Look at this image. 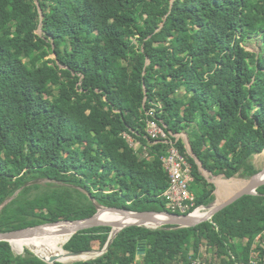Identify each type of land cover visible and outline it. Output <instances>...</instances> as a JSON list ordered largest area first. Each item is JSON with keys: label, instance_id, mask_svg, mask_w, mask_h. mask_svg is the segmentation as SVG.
Listing matches in <instances>:
<instances>
[{"label": "trees", "instance_id": "trees-1", "mask_svg": "<svg viewBox=\"0 0 264 264\" xmlns=\"http://www.w3.org/2000/svg\"><path fill=\"white\" fill-rule=\"evenodd\" d=\"M256 36L259 52L245 47ZM149 120L190 164L192 210L215 200L199 162L227 178L260 170L264 0H0V232L87 218L98 205L170 211L168 144L151 138ZM111 230L65 244L84 252L99 240L101 255L54 264H135L134 250L142 264L165 263L201 256L208 241L220 261L246 260L264 231V184L195 226L132 225L106 247ZM12 246L0 241V264H50Z\"/></svg>", "mask_w": 264, "mask_h": 264}, {"label": "water", "instance_id": "water-1", "mask_svg": "<svg viewBox=\"0 0 264 264\" xmlns=\"http://www.w3.org/2000/svg\"><path fill=\"white\" fill-rule=\"evenodd\" d=\"M187 146L189 148V151L191 152L188 142H187ZM197 161L199 162L198 159ZM199 164L201 166L200 162ZM263 176H264V168L260 169L256 174L252 175L248 179L247 183L242 188H240L238 191H236L233 195H231L228 199H226L225 201L221 203L216 204L215 206H210L211 208L207 211V214L201 218L193 217L192 214H179V213H173L170 211H162V212L130 211V210L121 209L117 207H108V206L98 205V211L90 217L83 218V219H74V220H60L57 222H49V223L39 224V225L32 226V227L16 229L12 231L0 232V241L10 242V240L13 238L32 235L36 233L38 228L42 227L43 225H46V224L52 225V224L59 223V222L73 223V228L76 230L73 233V235L80 230H84V229L91 228L94 226L109 225L114 228L115 226L119 225L120 226L119 229L110 236L108 243L106 244V247L109 246V244L112 241V238L114 237L116 233L132 225L147 226V227H152V228L162 227L166 225H173V226H179V227L195 226L204 221L210 220L217 212H219L226 206L232 204L240 197L244 195H248V194H256L257 188L260 185L264 184V181L262 180ZM100 209L108 210L113 213H118L122 215L124 218H132L134 220L128 223H124V224L121 223V221L99 222L98 218H99ZM151 213L163 214L164 216L168 217V219L159 220V219L153 218L152 216H150ZM79 253L80 252H73L71 254H79ZM40 258L50 264H54L55 262L60 261V259L56 255L51 256L49 259L42 258V257Z\"/></svg>", "mask_w": 264, "mask_h": 264}, {"label": "built area", "instance_id": "built-area-1", "mask_svg": "<svg viewBox=\"0 0 264 264\" xmlns=\"http://www.w3.org/2000/svg\"><path fill=\"white\" fill-rule=\"evenodd\" d=\"M148 133L156 141H163L168 144L166 152L162 157L164 168L170 176V185L164 192L168 208L173 213L192 214L198 207L192 210L195 204V196L190 190V182L192 181L190 164L180 152L176 143L169 138L168 133L158 122L149 120ZM126 136L129 140H134L131 135L126 134ZM263 249L264 231L255 237L249 257L246 260L225 263L217 259V257L216 259H209L201 256H190L187 259L157 264H264Z\"/></svg>", "mask_w": 264, "mask_h": 264}, {"label": "rangeland", "instance_id": "rangeland-1", "mask_svg": "<svg viewBox=\"0 0 264 264\" xmlns=\"http://www.w3.org/2000/svg\"><path fill=\"white\" fill-rule=\"evenodd\" d=\"M41 32H42L41 30H38V33H41ZM245 47L251 51H255V52L261 51V49H262L261 37L256 36V37H253L252 39H249L245 43ZM174 136L179 137V138H181L187 142V136L185 133L174 134ZM130 142L132 143V145L135 148H137V149L140 148V144L138 142H136L134 140L133 141L130 140ZM254 162L259 169L264 168V152L255 155ZM202 173H204V175L211 182L215 183V185H216V188L214 191L215 200L212 202L213 204L210 203L207 206L203 205V206H199L197 208V209L203 210L204 212L205 211L207 212L211 208L210 206H214L215 204L221 203V202L225 201L226 199H228L233 194V192H235L241 186V185H239V183H245L246 184L248 179H249V178H244V177H240V176L227 178L223 174L214 175L213 173H211L205 169H202ZM108 221H113V220H108ZM51 227H47V228L42 229V230H49ZM112 231L113 230L110 231V236L113 234ZM88 244L90 247L89 250L84 251V252H80L79 254H74L75 258H72L69 261L60 260V262L70 263V262H74V261L88 260V259H92V258H95V257L101 255L105 251V247L101 244V242L99 240H93V241L89 242ZM12 248L16 254H24L26 252V249H29L34 254L39 256L31 247L24 248V245H22L20 243H13ZM64 249L69 253L75 252V251H71V250L66 249L65 246H64ZM214 251L215 250L213 249L211 242L208 241L201 249V257H205V258H209V259L210 258L216 259V254H214ZM138 254H139L138 250L137 251L134 250L132 253L134 263L135 264H142Z\"/></svg>", "mask_w": 264, "mask_h": 264}, {"label": "bare ground", "instance_id": "bare-ground-1", "mask_svg": "<svg viewBox=\"0 0 264 264\" xmlns=\"http://www.w3.org/2000/svg\"><path fill=\"white\" fill-rule=\"evenodd\" d=\"M262 180L264 181V176L262 177ZM206 214V211L204 212L201 209H196L192 213V216L201 218ZM150 216L159 220L168 219V217L164 216L163 214L151 213ZM98 219L99 222L113 220L121 221V223L123 224L134 220L132 218H124L118 213H113L104 209H100ZM47 227L51 228L49 230H42ZM119 227V225L115 226L112 233L114 234L119 229ZM75 231L76 230L73 228V223L71 222H59L52 225L46 224L38 228L36 233L24 237L13 238L10 240V242L20 243L26 247H31L42 258L49 259L51 256L56 255L62 261H69L70 259L75 258V255L67 252L64 249V246L72 237Z\"/></svg>", "mask_w": 264, "mask_h": 264}, {"label": "crops", "instance_id": "crops-1", "mask_svg": "<svg viewBox=\"0 0 264 264\" xmlns=\"http://www.w3.org/2000/svg\"><path fill=\"white\" fill-rule=\"evenodd\" d=\"M200 165V164H199ZM202 169H204L203 167H201L200 166V170H201V173H202ZM203 175H204V173H202ZM205 176V175H204ZM205 178L208 180V181H210L206 176H205ZM211 182V181H210ZM213 183V182H212ZM215 184V183H214ZM239 185H241L236 191H238L240 188H242L243 187V185H245V183H239ZM216 186V185H215ZM235 191V192H236ZM235 192H233V194L235 193ZM232 194V195H233Z\"/></svg>", "mask_w": 264, "mask_h": 264}]
</instances>
